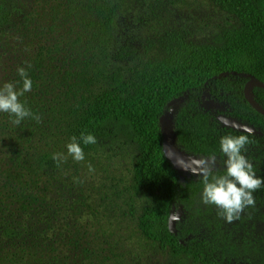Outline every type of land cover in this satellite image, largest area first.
Listing matches in <instances>:
<instances>
[{"label":"trees","instance_id":"1","mask_svg":"<svg viewBox=\"0 0 264 264\" xmlns=\"http://www.w3.org/2000/svg\"><path fill=\"white\" fill-rule=\"evenodd\" d=\"M118 1L97 0V8L90 3L83 13L72 9L76 22L86 25V51L81 67L77 47L68 44L69 68L58 86L64 97L58 92L52 99L26 96V104L42 122L27 118L28 139L33 140L7 171L17 172L6 189L21 203L24 216L5 230L21 247L9 253L8 259L12 264L28 262L33 250L32 264H68L59 257L65 246L62 229L53 224L49 198L58 182L56 176L73 168L68 167L73 159L68 156L58 167L52 154L67 156L66 145L73 135L79 138L83 132L93 134L97 141L108 139L127 123L140 151L135 180L152 199L140 217L143 235L162 249L192 256L198 264H264V240L257 236L254 224L245 226L248 217L264 221V210L257 204L260 195L254 194L255 206L245 208L239 219L228 223L214 205L201 202L203 177L179 170L165 152L166 132L175 150L202 161L223 155L220 139L224 135H248L246 151L261 145L254 129L264 132V115L250 103L245 86L252 80L264 82V0H214L241 22L239 28L226 32L222 44H183L167 58L139 64L129 76L110 72L113 59L126 63L133 53L130 45L119 46L113 54L109 51L113 43L110 24ZM94 10L100 13L95 21L89 15ZM11 17L12 8L0 5V27L8 25ZM252 100L264 110V85L253 88ZM231 116L252 128L233 125L239 122ZM242 127L251 129V134ZM81 146L88 154L96 150V144L81 142ZM224 172L216 166L213 169L214 175ZM178 198L190 210L191 224L184 235L201 231V239L181 243V237L171 233L169 217Z\"/></svg>","mask_w":264,"mask_h":264},{"label":"rangeland","instance_id":"2","mask_svg":"<svg viewBox=\"0 0 264 264\" xmlns=\"http://www.w3.org/2000/svg\"><path fill=\"white\" fill-rule=\"evenodd\" d=\"M90 3L97 8V0H0V5L12 8L9 24L0 27V85L19 82L17 87H21L17 68L30 64L27 70L32 90L20 98L29 109L32 106L26 104L28 95L32 100L42 95L52 99L54 92L64 97L58 86L69 68L68 44L77 47L80 56L76 58L82 67L86 25L76 22L72 9L83 13ZM117 5L110 24L113 43L109 51L113 54L119 46L130 45L133 53L126 63L113 59L110 72L120 71L127 76L139 64L167 58L183 44L220 45L227 31L241 25L234 14L214 0H120ZM89 15L95 21L100 13L94 10ZM91 35L93 40L97 39L93 32ZM96 59L98 62L99 58ZM251 85L252 97L257 84ZM231 118L239 122L233 125L243 126L240 120ZM12 119L0 112V264H12L8 254L21 248L5 234L7 225L24 219L21 203L6 189L10 177L17 172L7 171L21 149L33 140L27 135L28 119L19 125H14ZM242 124L252 128L248 122ZM115 132L108 139H98L93 153L84 152V161L70 160L68 167H74L56 176L58 182L50 193L49 204L53 224L62 229L60 236L65 247L59 257L68 264H198L190 255L162 249L141 232L140 217L144 208L152 205V199L135 180L140 151L131 139L133 131L129 124L123 123ZM254 132L261 145L244 154L253 163L257 176H264V132ZM165 146L171 152L172 145L167 142ZM189 159L200 167L202 160ZM224 159L223 155L216 159L219 171L225 170ZM89 163L94 172L88 171ZM255 193L260 195L262 200L257 204L264 210V188ZM174 203L180 217L176 225L179 237L201 239V231L184 235L191 224L190 210L180 198ZM245 224H254L257 236L264 240V221L254 216L248 217ZM33 256L31 250L30 259L22 264H32Z\"/></svg>","mask_w":264,"mask_h":264},{"label":"clouds","instance_id":"3","mask_svg":"<svg viewBox=\"0 0 264 264\" xmlns=\"http://www.w3.org/2000/svg\"><path fill=\"white\" fill-rule=\"evenodd\" d=\"M29 64L27 68H30ZM25 67H18L17 73L22 78V86L17 87L19 82H5L0 85V112L7 113L14 125H19L25 118H31L37 123L42 122L40 115L33 113L21 101L25 93L32 90V80ZM251 134V129H245ZM84 145L96 144L97 138L91 133H81L79 138L73 135L66 145L67 156L63 153H53L52 159L59 167L66 162L68 156L75 162L85 160ZM249 143L248 135H224L220 139V151L226 159L223 160L225 172L222 175H214L216 157L212 156L207 161H200L198 169H187L194 175L203 177V190L201 202L204 205H214L218 209V215L226 222L232 223L240 218L244 209L255 206L254 193L264 188V176H257L253 163L244 154L246 145ZM88 171L95 169L88 164ZM82 182V181H78Z\"/></svg>","mask_w":264,"mask_h":264},{"label":"water","instance_id":"4","mask_svg":"<svg viewBox=\"0 0 264 264\" xmlns=\"http://www.w3.org/2000/svg\"><path fill=\"white\" fill-rule=\"evenodd\" d=\"M252 83H257V86H263L264 82L260 81V80H252L249 81L246 86H245V91H246V95L250 101V103L256 107L259 112H261L264 115V110L262 108H260L258 105H256V103L252 100V97L250 96V94L248 93V88L250 87V84ZM168 123V118L167 116L163 118V124L166 125ZM243 129H246L244 127H242ZM169 142L170 143V135L166 132L165 134V145L166 143ZM167 146H165V152L168 155V157L173 160V162L177 165V168L179 170H184L187 171L185 168L187 169H192L195 166L191 163V160L185 156L184 154L180 153L179 151L175 150L172 146H170L171 152L167 151L166 149ZM180 217L177 213V211L175 210V203L173 204L172 210H171V214L169 217V229L171 231V233L176 236L179 237L178 235V230H177V223L179 222ZM181 243H186L187 239H183L180 238Z\"/></svg>","mask_w":264,"mask_h":264},{"label":"bare ground","instance_id":"5","mask_svg":"<svg viewBox=\"0 0 264 264\" xmlns=\"http://www.w3.org/2000/svg\"><path fill=\"white\" fill-rule=\"evenodd\" d=\"M253 84H257V83H253ZM251 90H252V85L248 88V93L249 94H250Z\"/></svg>","mask_w":264,"mask_h":264}]
</instances>
